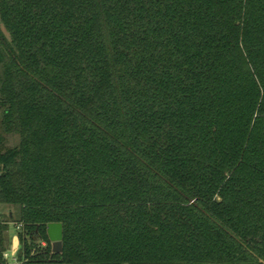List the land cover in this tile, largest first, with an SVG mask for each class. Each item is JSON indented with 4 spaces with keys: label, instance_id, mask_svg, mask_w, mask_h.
I'll return each instance as SVG.
<instances>
[{
    "label": "trees",
    "instance_id": "obj_1",
    "mask_svg": "<svg viewBox=\"0 0 264 264\" xmlns=\"http://www.w3.org/2000/svg\"><path fill=\"white\" fill-rule=\"evenodd\" d=\"M0 206L21 264H264V0H0Z\"/></svg>",
    "mask_w": 264,
    "mask_h": 264
},
{
    "label": "rangeland",
    "instance_id": "obj_2",
    "mask_svg": "<svg viewBox=\"0 0 264 264\" xmlns=\"http://www.w3.org/2000/svg\"><path fill=\"white\" fill-rule=\"evenodd\" d=\"M5 37H7V34H5ZM16 140L10 139L9 143L11 145L15 144ZM12 214V216L14 217V210L5 206H0V223H3L6 225L7 227V242H6V251L8 252H18V250L20 249V245H19V241L17 239L18 244L13 246V238H17L16 234H17V229H16V225L13 224L12 222H10L11 220H7V215L8 214ZM26 239H28V237H26ZM58 245V243H52V246ZM14 259L16 260V264H21V262L18 260L17 256H14Z\"/></svg>",
    "mask_w": 264,
    "mask_h": 264
},
{
    "label": "water",
    "instance_id": "obj_3",
    "mask_svg": "<svg viewBox=\"0 0 264 264\" xmlns=\"http://www.w3.org/2000/svg\"><path fill=\"white\" fill-rule=\"evenodd\" d=\"M46 236L49 242L60 243L62 239V227L60 224H48L46 226ZM17 238H13V246L17 245Z\"/></svg>",
    "mask_w": 264,
    "mask_h": 264
},
{
    "label": "built area",
    "instance_id": "obj_4",
    "mask_svg": "<svg viewBox=\"0 0 264 264\" xmlns=\"http://www.w3.org/2000/svg\"><path fill=\"white\" fill-rule=\"evenodd\" d=\"M17 231L19 230V226L16 227ZM43 246V244H42ZM17 256V252H3L2 253V260L6 263V264H16V260L14 259V256Z\"/></svg>",
    "mask_w": 264,
    "mask_h": 264
}]
</instances>
